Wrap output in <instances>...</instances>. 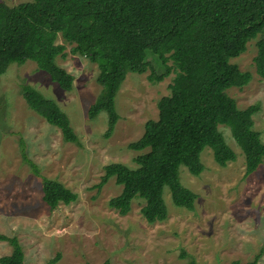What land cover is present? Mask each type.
Segmentation results:
<instances>
[{
  "label": "rangeland",
  "instance_id": "obj_1",
  "mask_svg": "<svg viewBox=\"0 0 264 264\" xmlns=\"http://www.w3.org/2000/svg\"><path fill=\"white\" fill-rule=\"evenodd\" d=\"M32 1L0 0L10 7ZM262 37L232 60L253 79L228 95L241 110L261 107L254 121L264 142V78L255 64ZM71 49L67 45V57L59 58L58 64L75 77L72 92L61 89L33 62L13 64L0 77V235L19 240L26 264H189L191 259L197 264H246L257 256L258 264H264V163L246 176L244 152L225 126L220 130L236 152V162L220 167L213 150L206 148L200 177L186 167L180 170L182 184L198 195L195 210L175 206L169 188L164 195L169 218L163 223L152 225L145 220L141 212L145 202L140 199L127 216L110 208V200L121 195L123 188L115 179L97 188L105 168L117 163L138 168L135 160L140 153L129 146L143 137L149 121L159 119L158 104L171 95L176 74L152 83V74L163 73L154 61L146 74H128L116 98L120 121L112 136L106 137L109 115L89 118L91 106L104 93L98 82L99 67L73 55ZM25 84L61 107L80 145L65 142L59 129L30 109L23 96ZM21 139L41 176L78 194L76 203L61 204L56 210L45 203L42 180L24 161ZM12 253L13 246L1 241L0 258Z\"/></svg>",
  "mask_w": 264,
  "mask_h": 264
},
{
  "label": "trees",
  "instance_id": "obj_2",
  "mask_svg": "<svg viewBox=\"0 0 264 264\" xmlns=\"http://www.w3.org/2000/svg\"><path fill=\"white\" fill-rule=\"evenodd\" d=\"M260 36L255 64L264 78V0H33L14 7L0 2V77L13 64L33 62L61 89L72 92L75 77L58 64L59 58L67 57V45L72 46L73 55L99 67L98 82L104 93L91 106L89 118L96 120L106 112V137H111L120 121L116 98L128 74H146L154 68L152 61L163 69L161 75L150 76L152 83L176 74L171 95L158 104L159 119L149 121L143 137L129 146L140 153L135 160L138 168L108 165L97 186L101 190L115 179L123 191L110 200V208L127 216L140 199L145 202L143 217L154 225L169 218L166 188L175 206L195 210L198 195L182 184L180 170L186 167L200 177L206 148L213 150L220 167L237 161L221 126L231 130L244 152L246 176L263 165L264 142L254 121L261 107L241 110L228 95L229 90L251 83L252 74L241 71L232 60ZM22 91L30 109L59 129L65 142L80 145L69 116L55 101L30 85ZM20 145L24 161L42 180L45 203L52 210L76 203L78 194L41 176L23 139ZM1 241L9 242L13 253L0 258V264H26L16 237L0 235ZM259 261L257 256L246 264ZM189 264L197 263L191 259Z\"/></svg>",
  "mask_w": 264,
  "mask_h": 264
}]
</instances>
